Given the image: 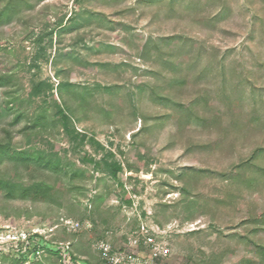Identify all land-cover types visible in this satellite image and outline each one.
Here are the masks:
<instances>
[{"label":"rangeland","instance_id":"374dc122","mask_svg":"<svg viewBox=\"0 0 264 264\" xmlns=\"http://www.w3.org/2000/svg\"><path fill=\"white\" fill-rule=\"evenodd\" d=\"M28 2L0 25V257L38 232L64 257L28 264H104L144 228L154 264H264V0Z\"/></svg>","mask_w":264,"mask_h":264},{"label":"trees","instance_id":"16d2710c","mask_svg":"<svg viewBox=\"0 0 264 264\" xmlns=\"http://www.w3.org/2000/svg\"><path fill=\"white\" fill-rule=\"evenodd\" d=\"M23 5L28 6L29 8L32 7V5L28 2V0H9L8 3L5 5V7L3 8V10L0 12V25L1 24H6L9 23L10 20L13 17V14L16 12L15 10H19V8H21ZM58 27L62 28V22L58 23ZM48 36V34H40L37 36V43L38 44H42V42L45 41L46 37ZM50 42V41H49ZM44 50V48H41L40 51L42 52ZM44 85V83H40L39 85H37L34 88L35 93L39 94L42 92V86ZM48 88H50V86H47ZM80 139L82 142H84L86 140V136L85 135H80ZM0 154L3 155L5 158H16L15 154L8 152L6 150L0 151ZM17 158L18 160H25L29 158V154L26 153H19L17 154ZM108 166V174L109 176L117 183L120 184L121 181V169L120 167H116L114 165ZM16 185H12V184H8L5 181L0 180V190H8L9 192L13 193V191L15 190ZM21 190L22 198L26 199L28 198H32L34 200H41L43 196H45L47 194V191L49 190L48 187H41L40 185H33L30 187H25V188H21L19 187ZM8 192V194H9ZM264 219L261 218V220ZM28 241H31V246L34 249V252L29 256L28 254H24V253H19L17 256H12L11 253L7 254V255H3L2 257H0V263L1 264H28L30 260H32V262L34 260H37V255L36 252L40 253V257L43 256L44 253H49L50 255L59 258V260L61 261L64 257L62 250L61 249H52L49 245V241L44 240V236L40 235V234H31L28 237ZM23 246V242L19 243V247L20 249ZM56 248V247H55ZM64 249V248H63ZM69 259L74 261V258L72 257V255L70 253H68Z\"/></svg>","mask_w":264,"mask_h":264},{"label":"built area","instance_id":"2783aa9c","mask_svg":"<svg viewBox=\"0 0 264 264\" xmlns=\"http://www.w3.org/2000/svg\"><path fill=\"white\" fill-rule=\"evenodd\" d=\"M64 227L67 232L76 233L82 230H89L91 228V224L89 221L76 222L72 220H65ZM142 232H145V235L142 237V239L140 237L141 240H139V237H136V239L132 240L135 245L133 248L134 252L130 253L125 258H121L120 255H117V253H113L112 247L107 242L101 241L97 243L95 248L105 259L104 264H154V262L166 257L168 250L162 245L158 244L154 236L152 234H148L144 228H142ZM31 234L40 233L34 232ZM31 234H26L25 236H19L9 240L18 242V245L20 242H23V245L26 244L32 247L31 241H28V237ZM38 254L40 255L39 252H36V255Z\"/></svg>","mask_w":264,"mask_h":264}]
</instances>
